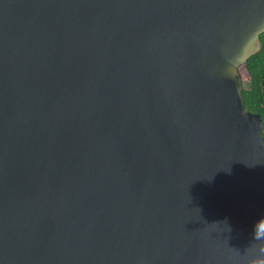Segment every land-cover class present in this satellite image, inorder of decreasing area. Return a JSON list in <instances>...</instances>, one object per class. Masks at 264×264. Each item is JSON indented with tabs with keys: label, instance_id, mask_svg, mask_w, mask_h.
I'll use <instances>...</instances> for the list:
<instances>
[{
	"label": "water",
	"instance_id": "water-1",
	"mask_svg": "<svg viewBox=\"0 0 264 264\" xmlns=\"http://www.w3.org/2000/svg\"><path fill=\"white\" fill-rule=\"evenodd\" d=\"M262 33L264 0H0V264H264Z\"/></svg>",
	"mask_w": 264,
	"mask_h": 264
},
{
	"label": "trees",
	"instance_id": "trees-1",
	"mask_svg": "<svg viewBox=\"0 0 264 264\" xmlns=\"http://www.w3.org/2000/svg\"><path fill=\"white\" fill-rule=\"evenodd\" d=\"M260 37L262 48L240 67V73L244 83L245 109L260 115L264 122V33Z\"/></svg>",
	"mask_w": 264,
	"mask_h": 264
},
{
	"label": "clouds",
	"instance_id": "clouds-1",
	"mask_svg": "<svg viewBox=\"0 0 264 264\" xmlns=\"http://www.w3.org/2000/svg\"><path fill=\"white\" fill-rule=\"evenodd\" d=\"M255 238H257V239L264 238V233H259V232H258V233L256 234Z\"/></svg>",
	"mask_w": 264,
	"mask_h": 264
},
{
	"label": "rangeland",
	"instance_id": "rangeland-1",
	"mask_svg": "<svg viewBox=\"0 0 264 264\" xmlns=\"http://www.w3.org/2000/svg\"><path fill=\"white\" fill-rule=\"evenodd\" d=\"M246 79V77L244 78V80ZM245 82H246V80H245Z\"/></svg>",
	"mask_w": 264,
	"mask_h": 264
}]
</instances>
